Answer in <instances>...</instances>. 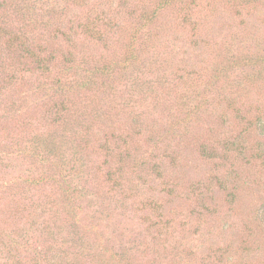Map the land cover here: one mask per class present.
Segmentation results:
<instances>
[{"label":"rangeland","instance_id":"374dc122","mask_svg":"<svg viewBox=\"0 0 264 264\" xmlns=\"http://www.w3.org/2000/svg\"><path fill=\"white\" fill-rule=\"evenodd\" d=\"M0 264H264V0H0Z\"/></svg>","mask_w":264,"mask_h":264}]
</instances>
